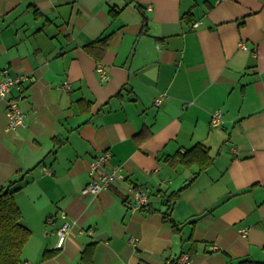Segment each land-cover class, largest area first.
I'll use <instances>...</instances> for the list:
<instances>
[{
	"label": "crops",
	"instance_id": "crops-1",
	"mask_svg": "<svg viewBox=\"0 0 264 264\" xmlns=\"http://www.w3.org/2000/svg\"><path fill=\"white\" fill-rule=\"evenodd\" d=\"M106 37L99 60L85 51ZM5 73L24 79L23 127L7 130L0 97V188L15 181L30 231L19 264L264 261V0H0ZM196 144L207 169L169 160ZM103 152L123 178L84 193ZM133 185L148 209L130 212ZM177 191L174 229L162 199Z\"/></svg>",
	"mask_w": 264,
	"mask_h": 264
},
{
	"label": "built area",
	"instance_id": "built-area-1",
	"mask_svg": "<svg viewBox=\"0 0 264 264\" xmlns=\"http://www.w3.org/2000/svg\"><path fill=\"white\" fill-rule=\"evenodd\" d=\"M241 48H245L243 44L240 45ZM96 71L99 74L101 80L106 81L108 79V74L105 72L101 64H97ZM24 79L18 77H11L5 73V78L0 82V97L7 99L6 107V117H7V130H16L25 125L24 119L25 114L20 107L22 101L21 95V83ZM65 86H68L65 84ZM13 89L18 92L16 95L11 96ZM166 99V95L163 94L157 99H155L153 105L155 107H160L161 104ZM222 124V112L221 110H216L210 119L209 125L211 128H217ZM111 158L109 152H103L94 158L89 163V176L90 182L84 187V193H91L97 195L100 192L106 190L110 185L116 180L123 178L122 175L114 171L107 172L104 170V166L108 163ZM125 203L127 204L131 213H136L143 211L151 205V194L149 190L144 186H129L126 191ZM60 217L65 220V213L61 212ZM71 229V225L64 222L57 231V242L56 248L60 249L67 238ZM241 232L245 233L246 230L242 229ZM91 234V231H89ZM136 238H132L131 242H136ZM177 264H191L190 256L187 254H182L176 259Z\"/></svg>",
	"mask_w": 264,
	"mask_h": 264
},
{
	"label": "trees",
	"instance_id": "trees-1",
	"mask_svg": "<svg viewBox=\"0 0 264 264\" xmlns=\"http://www.w3.org/2000/svg\"><path fill=\"white\" fill-rule=\"evenodd\" d=\"M187 16H183V20L187 19ZM107 47L108 39L106 37L84 46V49L91 56L99 60ZM169 160L173 164L182 167L189 168L192 165H196L198 166V173L207 169L213 162L208 149L200 144H196L183 153H176L169 157ZM14 183L15 181H10L4 187L0 188V264H19L21 262L22 250L30 236V231L20 222L21 213L14 200L15 191L12 190ZM156 195L160 196V192H157ZM178 195L179 191L173 192L166 197L164 196L162 199V203L167 206V210L163 213V219L169 222L174 229L177 224L172 220L170 211ZM43 257H47V254ZM170 264H177L176 260ZM236 264H264V261L244 258Z\"/></svg>",
	"mask_w": 264,
	"mask_h": 264
}]
</instances>
